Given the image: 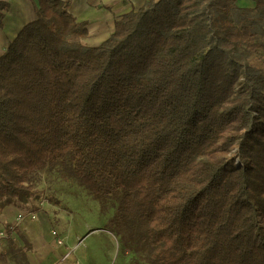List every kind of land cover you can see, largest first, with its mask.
I'll list each match as a JSON object with an SVG mask.
<instances>
[{
  "label": "trees",
  "instance_id": "trees-1",
  "mask_svg": "<svg viewBox=\"0 0 264 264\" xmlns=\"http://www.w3.org/2000/svg\"><path fill=\"white\" fill-rule=\"evenodd\" d=\"M252 4L147 0L96 45L67 1L39 0L0 54V209L60 163L94 199L118 196L108 230L137 264H264V61L242 51L264 53V0Z\"/></svg>",
  "mask_w": 264,
  "mask_h": 264
},
{
  "label": "rangeland",
  "instance_id": "rangeland-1",
  "mask_svg": "<svg viewBox=\"0 0 264 264\" xmlns=\"http://www.w3.org/2000/svg\"><path fill=\"white\" fill-rule=\"evenodd\" d=\"M259 37L264 39V35L260 34ZM84 41L88 44H94L90 37ZM242 51L243 56L258 64H263L264 53L262 50L258 51V54L246 52L244 49ZM32 182L37 192L35 196L30 197L26 202L15 201L14 204L0 209V264H16L13 260V252H10L12 249L9 248V240L11 238L15 240L16 238L20 245L22 243L15 233H10L11 230L20 225V221L16 222L14 219L16 223H12L11 220L18 211L21 213L36 212L35 222L46 221L59 234L69 230L72 232V237H75L73 234L77 232L85 234L94 228H112L110 220L116 214L118 196L110 197L104 202L94 199L86 189L77 184L76 180L60 163L39 170L33 176ZM33 224L35 223H31L30 226H33ZM39 226L42 227L43 234L49 235V230L44 225ZM114 234L117 238L108 232L99 231L86 241L88 247H81L74 255L87 256L90 254L91 247H95V251L102 252L103 249V252L107 255L112 250L113 258L119 241L121 251L119 253L118 249L115 256L116 259L119 254L117 264H124V258L128 262L127 264H137L138 260H136L135 255H131L134 252L127 256L126 251L128 249L126 250L122 236L117 232ZM30 238H35L33 232ZM89 244L91 247H89ZM24 246L21 245V248ZM30 250H34V253L37 252L33 245ZM89 263L91 264V262Z\"/></svg>",
  "mask_w": 264,
  "mask_h": 264
},
{
  "label": "crops",
  "instance_id": "crops-1",
  "mask_svg": "<svg viewBox=\"0 0 264 264\" xmlns=\"http://www.w3.org/2000/svg\"><path fill=\"white\" fill-rule=\"evenodd\" d=\"M11 5L8 10H6L4 19H3V27H0V54H2L5 49L8 47L9 43L16 37L18 32L22 29V27L26 24H23L22 26H18V21H21L24 17L30 21L34 20L36 18V11L35 7L38 6L39 0H6ZM67 1L69 5V11L77 18L78 21H85L87 23V29L89 31V37L91 41L98 45L100 43L95 42L96 36L92 35V32L90 30L91 27L95 29L96 35L101 33H108V38L114 31V26L116 20L122 16L125 13H128L132 10H138L140 7H142L147 0H63ZM239 3L242 6L251 7L253 6L252 0H238ZM9 20V22L7 21ZM20 213L19 211L17 214ZM12 218V223H16V216ZM16 220V222L14 221ZM10 220V221H11ZM36 220L32 219H25L23 221H20V225L15 227L14 230H11V234L15 233L17 238L19 239L21 245L26 246V242H29L31 244V247L33 245L34 249L37 250V252L34 253V250H25V246L22 248L25 251L26 261L20 260L19 256L16 254V249L21 248V245L19 242L14 240V238H11L9 240V248L12 250L10 252H13V260L16 264H23V262H26V264H75V262L78 260L80 264H117V259H115L116 253L119 249V253L121 251V247L119 244V241L117 242V250H115V256H113V251L110 250L108 252V255L103 252L95 251V247H91L89 244V247H91L90 254L87 256L82 255H74L76 251H78L81 247L86 246V241L90 239L92 235H95L96 233L100 232H108L115 236L114 233H112L110 230L106 228H94L91 231L81 234L80 232H77L76 234H73L75 237H72L71 231H64L61 234H57L59 237H63L65 239V244L63 246H60L57 244L56 237L53 235L52 231L55 230V228L48 224L46 221L42 222H35ZM31 223L33 226H30ZM39 225H44L46 229L49 230V235H45L42 233ZM34 234L35 238H30L31 234ZM29 235V236H28ZM116 237V236H115ZM25 238L26 240H24ZM75 238V239H74ZM117 238V237H116ZM79 239H82L83 242L78 246L72 254H70L69 257L66 259H63L64 254L75 247ZM112 239V238H111ZM12 240V241H11ZM113 240V239H112ZM13 242V243H12ZM13 244L15 246H13ZM12 246V247H11ZM127 250V248H126ZM125 250V251H126ZM129 256L130 250L126 251ZM39 255V257H38ZM88 259V261H87ZM123 263L127 264L126 259H123Z\"/></svg>",
  "mask_w": 264,
  "mask_h": 264
},
{
  "label": "built area",
  "instance_id": "built-area-1",
  "mask_svg": "<svg viewBox=\"0 0 264 264\" xmlns=\"http://www.w3.org/2000/svg\"><path fill=\"white\" fill-rule=\"evenodd\" d=\"M37 213L36 212H29V213H18L17 216H16V220L17 221H23L25 219H36L37 218ZM53 235L56 237V240H57V244L60 245V246H63L65 244V239L63 237H59L58 234H57V231L56 230H53L52 231ZM83 242L82 239H79V241L77 242V244L75 245L74 248L68 250L64 256H63V259H66L67 257L70 256V254H72V252L78 247L80 246V244ZM75 264H80V262L77 260L75 262Z\"/></svg>",
  "mask_w": 264,
  "mask_h": 264
},
{
  "label": "bare ground",
  "instance_id": "bare-ground-1",
  "mask_svg": "<svg viewBox=\"0 0 264 264\" xmlns=\"http://www.w3.org/2000/svg\"><path fill=\"white\" fill-rule=\"evenodd\" d=\"M9 22V20H7ZM27 21H29L28 19H26V17H24L21 21H18V26H22L23 24L27 23ZM92 35L96 36L95 38V42L96 43H102L103 41H105L106 39H108V33H101L96 35L95 33V29L93 27L90 28Z\"/></svg>",
  "mask_w": 264,
  "mask_h": 264
}]
</instances>
